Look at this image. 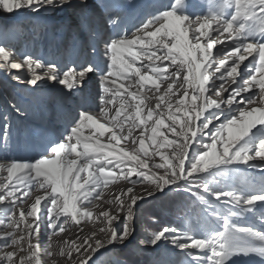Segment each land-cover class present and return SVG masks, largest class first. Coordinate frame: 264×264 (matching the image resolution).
<instances>
[{"label":"snow or ice","instance_id":"1","mask_svg":"<svg viewBox=\"0 0 264 264\" xmlns=\"http://www.w3.org/2000/svg\"><path fill=\"white\" fill-rule=\"evenodd\" d=\"M70 7L72 0H0V13L9 15ZM78 7L87 10L88 0H80ZM195 8L193 0H155L134 32L117 31L105 38L103 66L85 59L61 68L31 55L18 58L0 45V71L18 82L23 78L24 83L37 85L49 80L79 91L91 75H98L100 103L105 105L99 113L107 121L82 108L65 133L50 140L33 158L10 157L0 150V203L10 201L0 225L12 229L0 233V239L19 246L5 252L0 264H41L38 237L42 224L55 234L65 231L69 219L79 224L80 218L93 217L105 239H96L93 247L91 238L85 237L81 246L91 255L78 264H88L109 246L132 256L165 242L191 258L185 264H264V230L235 222L264 209V181L257 188L245 171L264 169V0H209L203 15H195ZM109 22L117 26L116 21ZM249 57L251 62L245 64ZM146 88L158 95L145 114L142 105L153 99L144 95ZM117 99L120 105L110 115L106 105ZM7 120L5 116L0 125L5 144L11 127ZM89 127L93 131L86 135ZM134 130H139L136 136ZM106 132L110 135L102 140ZM146 140L153 148L168 150L154 152L162 163L147 158ZM123 142L133 147H121ZM119 180L133 187L115 193L107 201L113 207L95 213L98 205L93 201ZM137 184L142 186L140 194L134 191ZM38 190L42 194L34 202L26 208L19 206ZM173 191L191 193L200 201L209 215L205 225L138 234L141 204ZM208 196L221 203L211 202ZM18 230L19 237L15 235ZM25 241L27 255L20 254ZM72 251L61 249L60 255L72 261ZM75 251L80 254L81 247Z\"/></svg>","mask_w":264,"mask_h":264},{"label":"rangeland","instance_id":"2","mask_svg":"<svg viewBox=\"0 0 264 264\" xmlns=\"http://www.w3.org/2000/svg\"><path fill=\"white\" fill-rule=\"evenodd\" d=\"M79 4L80 0H73ZM94 0H88V7L92 5ZM99 6V3L96 4ZM66 9H61L59 11H53L51 9L43 10L38 13L33 12H21L19 14H5L0 13V45L5 46L10 51L14 52L16 56L19 58L21 54L31 55L34 58H39L41 61H48L49 56L54 57L52 60H49L52 63H65L69 62L68 53L64 55H60L58 57L57 45H59L58 39H61L62 31L64 26V22L67 21V24L73 25V20L75 19L73 12L70 10L66 11ZM197 10V9H196ZM99 11V10H98ZM97 12V11H96ZM78 20V18H77ZM50 21H55L53 26H49ZM61 21H63V25H61ZM84 24V23H81ZM80 24V25H81ZM76 31H73V38L76 41L79 40L77 36L80 31V27L78 25L79 31L77 27L74 26ZM84 28V27H83ZM49 30V34L42 37L43 32ZM135 31V28H134ZM133 31V32H134ZM58 32V33H56ZM85 33V32H84ZM107 33V32H106ZM60 34V38L58 36ZM93 34V33H92ZM89 35V32L86 31V37ZM103 37V38H102ZM99 39V44L103 46V42L105 38L110 36L102 35ZM91 38V37H90ZM103 39V40H102ZM89 40V38H88ZM93 40V39H92ZM84 40H82L83 42ZM57 43V44H56ZM98 44V45H99ZM87 45V43H86ZM91 53H93V50ZM215 51V50H214ZM101 55L103 53V49H100ZM96 55V54H95ZM63 56V59L61 57ZM75 57V56H74ZM223 56L218 57L222 58ZM97 62L101 63L103 66L102 57L99 55L94 58ZM251 61H245V64H249ZM16 70H13L15 73ZM25 71V70H21ZM96 75V74H95ZM94 74L87 80L82 88L80 89V94L88 97L90 95V91L92 88V78ZM99 77L98 75H96ZM0 77L3 79L2 86H0V125H2L4 121V117L8 118L7 122L10 124V135L6 142L4 143L2 137H0V150L6 151L10 157L20 158V159H31L38 152H42V149H39L40 146H45L49 141L43 137V133L41 132L43 129L48 128L49 125L60 124L62 121H59L62 114L59 112L60 109H63V106L67 105L70 101H65L64 105L57 107L55 111H59L57 114L60 115L59 118H55L54 124L52 123V118L46 115V107H43V104L52 106L54 104V100L49 97V99L45 100V97L41 95L42 93L37 92L41 90V88L37 85H28L23 82V78L21 81H15L11 79V76L5 72L0 71ZM58 91H64L65 87L58 84ZM5 88V89H3ZM47 88V87H46ZM49 89V88H47ZM45 90V88H44ZM77 90L73 91V96H76L79 92ZM257 92L256 89H253V93ZM95 98L99 97V94L96 93L94 95ZM92 101L95 98L89 97ZM178 97H174L173 99H177ZM217 98V97H214ZM218 99V98H217ZM97 101V100H96ZM95 101V102H96ZM15 106V107H13ZM19 108L20 111L17 112L15 109ZM74 109V105L72 110ZM45 110V111H44ZM78 112L81 109H77ZM129 111H134L132 108ZM76 112V111H75ZM77 112V113H78ZM146 114V109H145ZM73 115V114H71ZM101 117L102 115L99 114ZM98 118V117H97ZM152 122L148 123L149 134L151 129ZM53 127V126H52ZM67 127V126H66ZM66 127L63 130H59L61 126H56L54 129H58L61 134L65 133ZM69 127V126H68ZM67 127V128H68ZM127 129L125 128V132ZM139 130H134L133 135L136 136ZM98 135V134H97ZM106 137L102 138V140H106V138L110 135V133H105ZM52 136V135H51ZM58 135L57 138L60 137ZM99 136V135H98ZM54 140V138L52 137ZM146 145L149 146V156L147 157L150 162L154 159L156 163H162L160 157L154 156V152L156 149H159V146H155L153 148L151 146V141L146 140ZM121 147H127L131 149L133 145L128 142H123ZM152 149V150H151ZM39 150V151H38ZM160 151H168L167 149H159ZM143 158V157H142ZM152 171H156L155 168L151 169ZM247 176L250 180H252L257 188L261 186L262 181H264V169L256 168V169H245ZM133 179H137L135 174L133 175ZM211 179V177H209ZM146 183V182H145ZM122 186V187H121ZM128 187H133L132 184L124 182L123 180L116 181L115 183H110L109 186L103 189V196L100 200L93 201V205H98V207H94L93 211L95 213H99L104 209H108L113 207L107 201H110L114 194L122 191ZM141 185L137 184L134 187V191L136 194L141 193ZM193 191H196V188L193 187ZM201 193L203 194V190L201 189ZM42 194V191H33L31 196L27 198L23 205L25 208L28 207L32 202H34V197L36 195ZM17 195H20L19 193ZM208 199L219 205L221 202L215 201L214 197L208 196ZM10 206V201H6L4 203H0V216H3V209L5 207ZM264 212V209H259L255 216L247 215L241 216L235 220L239 226H254L258 230H264V220L261 218V213ZM31 221V218H28ZM209 220V215L205 207L200 203V201L191 193L188 192H176L173 191L169 193L167 196L160 197L158 199L152 200L148 199L140 206V214L137 219V233L151 232L159 230L163 227L176 228L181 231L185 230L187 227L191 226L193 228H202L205 223ZM71 221L70 219L67 221ZM77 229L80 231L79 236L77 238H70V233L65 236V239L59 238L60 235L64 234V232H60L58 234H53L51 230L47 228L46 224H42L40 228V233L38 237V242L40 244V253L39 256L42 258L41 264H49V262L45 259V257H53L57 252L52 250L53 241H59L62 249L67 252L69 248H71L72 255L76 259L72 260L70 264H78L80 259H84L85 256L91 255L89 252H84L83 247L81 246V241L85 237H90L92 240L93 247L95 246V240L100 239L103 241L105 239V235L101 234L98 229L101 227L99 222L93 217L91 220L88 218H80V223L76 224ZM220 227L221 225H216ZM66 229V228H65ZM1 233L12 231L9 227L0 225ZM96 232V236H91L92 232ZM19 232H16V236ZM70 238V239H69ZM68 239V241H67ZM67 242H66V241ZM72 240V241H71ZM74 242V243H73ZM32 243H37V238L33 237ZM7 245V246H5ZM10 247L8 241L4 239H0V248L6 250ZM81 247V253L77 254L75 248ZM51 251L53 254L51 256L48 255V252ZM21 254V253H20ZM58 255V254H57ZM60 256V255H59ZM67 258L66 256H62L58 259L60 264H64ZM68 259V258H67ZM191 258L187 257L186 254L180 252L179 249H175L170 243H161L159 247L148 246L143 248L140 252L129 256L125 253L124 250L120 248H111L109 246L108 251L101 250L92 260L88 261V264H185L187 260ZM16 260V257H14ZM69 261V260H67Z\"/></svg>","mask_w":264,"mask_h":264},{"label":"bare ground","instance_id":"3","mask_svg":"<svg viewBox=\"0 0 264 264\" xmlns=\"http://www.w3.org/2000/svg\"><path fill=\"white\" fill-rule=\"evenodd\" d=\"M100 1L101 0H94L92 5L89 6L87 10H81L78 7L79 4L76 1L74 4V2L72 0L73 7L67 8L66 11L70 10L71 12H73L72 15H74V17H75V19L73 20L74 24L70 25V24H67V21L64 22L65 27L63 29H61L63 34L61 36V39H58L59 45L56 46L57 50H58V57L60 55H64V54L68 53L67 56H70L69 62H65V63L64 62L63 63L57 62L56 64L58 67L63 68L64 66H66V65L70 66L73 63L79 64V63L83 62L85 59H91V58L96 57V55L97 56L99 55L100 57H102L101 53H99L100 49H103V46L101 44H99V39L102 37V35L112 36L117 31H119V32L127 31L129 33H132L134 31V28L139 27L141 22L147 18L146 15L143 18H140V17L137 18V15L140 11V7L143 5V7H141V9H142L145 6L149 5L150 3H155V0H127L124 4V6L127 8V11L124 12L125 16L127 14V16L124 17V20L126 22L123 24L122 27H113V31L111 33V32H109L108 27L107 26L104 27V24H102V19H101L102 18V12L100 11L101 13H96V9H99V6H97L96 4L100 3ZM116 1L117 0H103V2L106 4V6L115 5ZM163 2H167V0H163ZM193 3L196 5V8L194 10L195 15H203L204 13L207 12L209 0H193ZM119 5H121V4H119ZM153 5H152V7H153ZM118 12H121V11H116L115 13L112 12V13H114L113 16H115V20L121 19V16L118 14ZM77 18H78V20H77ZM54 22L55 21H50L49 26H53L55 24ZM81 23H84V24H81ZM60 24L63 25V21H61ZM78 25L81 26L80 27L81 29L78 28ZM74 26L77 27L78 31L80 29L79 33L78 32H76V33L78 34L77 36L79 37V40H81V41H76L73 38V31H76V30H74L75 29ZM93 28H96L95 32L98 35V42H97V39H94L95 36L92 37ZM149 30H152V29H149ZM86 31L89 32V35L87 37H86ZM49 33H50L49 30H46L45 32H43L42 37L46 36ZM56 33H58V32H56ZM224 35L227 36L226 33ZM58 36L60 38V34H58ZM88 38H89V40H88ZM218 38H222V37H218ZM82 40H84V41L82 42ZM86 43H87V45H86ZM227 43L230 44V41ZM90 49H92V50L95 49L96 55H92ZM53 58L54 57L49 56L47 62H50L49 60H52ZM223 58L224 57L219 58V59H223ZM61 59H63V56L61 57ZM251 59L252 58L249 57L248 61H251ZM37 71H40V70H37ZM91 81H92L93 85H92V88L90 91V95L88 97H86L84 94L81 95L79 92L80 90H79V91H77L79 93L76 96L74 95V98H72V96L74 94L73 91L75 89L69 91L68 89L65 88V90L62 91V93H61V91H58L59 88H58L56 82L49 81V80L37 82L38 86L41 88V90H38L37 92L42 93L41 95H43L45 97V100L49 99V97L52 99V101L54 100V104L52 106H48V105L43 104V107H46L45 108L46 111L44 110L46 115L49 117H53L52 118L53 124L55 121L54 119L55 118L57 119L60 116L57 114L59 111H55L57 109L58 105L62 106V104L64 105L65 101H70L67 103V105L63 106V109H60L61 112H59V113L62 114V116L59 119V121H62V123L60 122V124L58 123V124H54V125H52V124L50 125L48 123L49 127L45 128L41 131L43 133L42 134L43 137H45L46 140H48V141L53 140L52 137L54 138V140L57 139L58 135L60 136V132H61L59 130L64 131V128L66 126L67 127L70 126V120L78 112L77 109L82 110V108H83V110H89L94 115H96L98 117V119H100L102 122H107L104 120L103 116L101 117L99 115L100 114L99 108L102 106H105V105H101V103H100L99 77H97L94 74ZM120 82H123L125 84L133 83V82L128 81V80H124V81L118 80L117 81V83H120ZM46 87L49 89H47ZM226 87H227V85H226ZM44 88H45V90H44ZM133 90H135V88H133ZM96 93L99 94L98 98L94 97V95H96ZM144 95H148V96L153 97V99H151V100H146L145 104L142 105V107H144L147 110V107L154 106V104L156 103L155 96L158 94L155 93L154 90L149 91V89L146 88ZM245 95H247V94H245ZM91 96H92V98H95L93 101L89 98ZM125 99L128 100L129 103H135V101H131V99L127 96H125ZM73 105H74V109L72 110ZM119 105H120L119 99L115 100L113 102V104H111V105H106V107H108V109H109V114L110 115L114 114L115 108L119 107ZM125 107L127 108V104L125 105ZM129 109L130 108H128V111H129ZM71 114H73V115H71ZM120 119H123V116H121ZM56 126H61V128L59 130L54 129V127H56ZM125 128L127 129V125H125ZM91 131H93V129H91L90 127L86 128L85 134L87 135ZM97 134L99 135V133H97ZM103 137L105 138L106 135L104 134ZM43 148H44L43 146H40L39 149L43 150ZM19 206L24 207L23 205H19ZM29 222H31V221H29ZM2 226L3 225H1V227ZM64 227L66 228L64 231V234L60 235V237H59L62 240L65 239V236L67 234H69L68 232H71L70 233L71 239L72 238L75 239L79 236L80 231L77 229V225L75 222H73V221L66 222L64 224ZM21 228H23V225H21ZM17 232H19V234L17 235V237H19L21 235V232L19 230ZM0 233H1V230H0ZM58 233H60V232H58ZM58 233H56V234H58ZM67 241H68V239H67ZM18 247L19 246H13V247H10L9 249H6V250L0 248V259L3 258V254L5 252L16 251ZM61 249H62V247H61L60 242L58 240L57 241L54 240L52 243V250L54 252L56 251L57 253L53 257H47V256L45 257V259L49 262V264H60L58 262V259L61 257V255H60ZM21 254H23V255L28 254V250L26 247V241H25V251ZM65 259H66V261H64L65 262L64 264H70L72 262L67 258H65ZM40 260L42 262L41 257H40ZM67 260H69V261H67Z\"/></svg>","mask_w":264,"mask_h":264},{"label":"trees","instance_id":"4","mask_svg":"<svg viewBox=\"0 0 264 264\" xmlns=\"http://www.w3.org/2000/svg\"><path fill=\"white\" fill-rule=\"evenodd\" d=\"M2 81H3V79L0 77V86L3 87V85H2ZM3 89H5V88H3Z\"/></svg>","mask_w":264,"mask_h":264}]
</instances>
